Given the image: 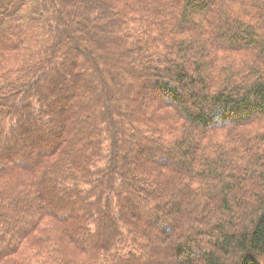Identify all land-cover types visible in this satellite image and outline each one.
<instances>
[{
    "label": "trees",
    "instance_id": "obj_1",
    "mask_svg": "<svg viewBox=\"0 0 264 264\" xmlns=\"http://www.w3.org/2000/svg\"><path fill=\"white\" fill-rule=\"evenodd\" d=\"M264 0H0V264H264Z\"/></svg>",
    "mask_w": 264,
    "mask_h": 264
},
{
    "label": "rangeland",
    "instance_id": "obj_2",
    "mask_svg": "<svg viewBox=\"0 0 264 264\" xmlns=\"http://www.w3.org/2000/svg\"><path fill=\"white\" fill-rule=\"evenodd\" d=\"M248 131L254 132V133L261 131V133H264V121L260 122L259 125L249 127Z\"/></svg>",
    "mask_w": 264,
    "mask_h": 264
}]
</instances>
